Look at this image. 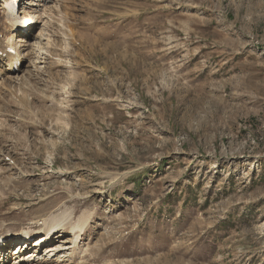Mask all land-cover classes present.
Returning <instances> with one entry per match:
<instances>
[{
	"label": "rangeland",
	"instance_id": "obj_1",
	"mask_svg": "<svg viewBox=\"0 0 264 264\" xmlns=\"http://www.w3.org/2000/svg\"><path fill=\"white\" fill-rule=\"evenodd\" d=\"M24 2L32 53L0 77V245L23 256L2 264H264V0ZM62 212L68 250L7 238Z\"/></svg>",
	"mask_w": 264,
	"mask_h": 264
},
{
	"label": "bare ground",
	"instance_id": "obj_2",
	"mask_svg": "<svg viewBox=\"0 0 264 264\" xmlns=\"http://www.w3.org/2000/svg\"><path fill=\"white\" fill-rule=\"evenodd\" d=\"M23 7H25V6H23ZM23 7H22V9H23ZM24 9L28 10V7L24 8ZM20 12H21V9L17 11V14L18 15H21ZM4 16H6V20H7L8 24H9L8 25V28H7L8 32L6 33V36H7V38L9 40L12 39L11 42L14 45L13 49H14V52H15L16 49H17V47L13 43V40H14L15 35H17V34H23V35L27 36V38H28V36H31L32 33H31V31L29 32V30H27V29H30V28L33 29L34 26H32V27L29 28L30 25H28V23H26L25 25H21L23 27H19V25H16L14 27L13 26V24H14L13 20L10 18V16L6 12L4 13ZM17 27H18V29H16ZM28 32L30 33V35L27 34ZM0 36H1V33H0ZM16 41H17V44H20V46H23L24 47V49L22 51H24V50L27 49L25 52H27V55L28 56L32 53L31 50H28L29 49V46H30L28 44V41H26L24 38H22V39L18 38V40H16ZM4 42H5V40H1V38H0V45H2ZM43 48H44V46L41 47V50ZM19 52H20V50H19ZM23 56L24 55H22V57ZM4 64H5L4 69H0V77L4 76L6 73L16 72L17 71V69L10 68L8 66V60H7L6 57H0V66H1V68H3L2 66H4ZM19 64H20V62H19ZM19 64H18V67L21 66ZM8 159H10V158H8ZM10 161H11V164H13V165L16 164L14 162V160H10ZM65 216H66V214L63 213V212L61 214H57V215H54L53 214V215L49 216L48 225L45 226V229H39V230H32V231H30V234L33 235V236H37L38 237V240H36V241L34 240L35 241V242L33 241L34 243L33 242L30 243V241H28L29 242L28 243L27 241H25L24 244L26 246L28 244L30 246H32V247L29 246L30 247L29 248L30 250L28 249L29 251L26 250L25 252H27V251L30 252L31 249H32L33 252H31L32 253L31 256H34L35 255L34 256V259L37 258L36 255L38 256V253H37L38 249L42 247L43 242H45L47 239H50V242H56L52 246H55L58 249V251H62L64 249L65 250L70 249V247L67 248V245L64 243V242H67L68 240L66 241L65 239H62V240L57 239V237H59L57 234L60 233V231L58 230V228L60 227V225H63V223L66 222L65 221ZM78 218L79 219H77V220H75L73 222L69 221V222L66 223L70 227V231L73 234V238L76 239L75 244L72 247L75 250L80 246V245L78 246V244L80 243V241L82 239V235H84L86 233L85 231H86L87 227L89 226V220H91L93 218L92 212L91 213H83ZM74 222H75V224H74ZM9 226H11V225H9ZM33 231H36V232H33ZM63 233H64V231H63ZM9 246H11V245L10 244H5L3 247H0V264H2L3 262H5L6 259L7 260L8 259H11V260H9V262H11V261H14V259H17L18 257H22L23 256V254H21L23 251L20 252L19 248H18V251H16V252L19 253V256L18 255L15 256V254H17V253L16 252L15 253H12L11 250H17V248L16 249H13V247H12V249L10 250V247ZM25 248H28V247H25ZM58 251H57V253H59ZM31 253H28L27 256H29ZM61 254L66 255L65 252H61ZM5 257H7V258H5ZM28 259H31V257L28 258ZM9 262H7V263H9ZM21 263L22 262H20L18 264H21ZM13 264H16V262H14Z\"/></svg>",
	"mask_w": 264,
	"mask_h": 264
},
{
	"label": "clouds",
	"instance_id": "obj_3",
	"mask_svg": "<svg viewBox=\"0 0 264 264\" xmlns=\"http://www.w3.org/2000/svg\"><path fill=\"white\" fill-rule=\"evenodd\" d=\"M17 4L18 0H3V9L13 20L14 27L16 25H25L27 23L25 20H23L21 15L17 14ZM13 47L14 45L11 41H5L2 45H0V57L7 58L8 66L10 68L18 67L20 60L24 58L21 56L19 48H17L16 51L13 52Z\"/></svg>",
	"mask_w": 264,
	"mask_h": 264
}]
</instances>
